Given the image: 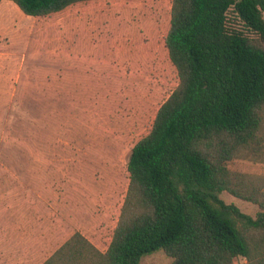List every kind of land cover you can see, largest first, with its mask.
I'll return each instance as SVG.
<instances>
[{
	"label": "rangeland",
	"instance_id": "374dc122",
	"mask_svg": "<svg viewBox=\"0 0 264 264\" xmlns=\"http://www.w3.org/2000/svg\"><path fill=\"white\" fill-rule=\"evenodd\" d=\"M170 9L171 0H90L34 17L0 1V264H42L75 232L105 251L130 151L178 83ZM229 167L264 177V150ZM172 260L158 249L139 264Z\"/></svg>",
	"mask_w": 264,
	"mask_h": 264
},
{
	"label": "trees",
	"instance_id": "16d2710c",
	"mask_svg": "<svg viewBox=\"0 0 264 264\" xmlns=\"http://www.w3.org/2000/svg\"><path fill=\"white\" fill-rule=\"evenodd\" d=\"M10 1L41 17L90 0ZM165 46L178 83L130 151L107 248L75 232L42 264H139L158 249L171 264H264V177L229 167L264 150V0H171Z\"/></svg>",
	"mask_w": 264,
	"mask_h": 264
}]
</instances>
